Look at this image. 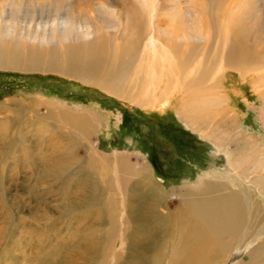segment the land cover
I'll list each match as a JSON object with an SVG mask.
<instances>
[{
    "label": "rangeland",
    "instance_id": "obj_1",
    "mask_svg": "<svg viewBox=\"0 0 264 264\" xmlns=\"http://www.w3.org/2000/svg\"><path fill=\"white\" fill-rule=\"evenodd\" d=\"M125 1L0 0V35L12 27L9 35L27 42L43 38L57 42L64 31H71L76 39L88 26L90 32L102 29L114 35V24L120 18L126 21L130 3L132 9L138 7L137 0ZM176 1L181 4L178 14L190 17L186 11L193 3ZM212 1L218 9L227 3ZM252 3L264 13V0L246 1V5ZM180 26L182 37L190 25L184 21ZM9 71L0 70V264H126L135 246L130 230L124 232L128 214L122 205V188H112L114 181L125 176L119 158L129 160L137 170L147 169L163 185L165 205L174 212L188 195L202 198L198 189L211 173L221 178L213 182L223 184L219 195L237 191L230 182L233 172L228 159L229 152L242 146L235 137H254L264 148V122L259 115L264 103L253 84L237 72L227 71L222 82L230 112L204 120L205 130L210 124L209 128L221 125L230 131L233 142L221 146L206 134L209 128L198 131L179 117L182 94L171 97L161 111L162 105L138 107L131 100L120 101L100 87L57 73ZM66 112L77 117L93 114L97 120H91L93 129L85 132L71 125ZM111 200L119 204V227L109 243L112 227L98 209ZM171 245L168 241L162 249L159 264H169ZM246 254L247 250L234 254L224 264H237ZM118 256H122L119 261Z\"/></svg>",
    "mask_w": 264,
    "mask_h": 264
},
{
    "label": "bare ground",
    "instance_id": "obj_2",
    "mask_svg": "<svg viewBox=\"0 0 264 264\" xmlns=\"http://www.w3.org/2000/svg\"><path fill=\"white\" fill-rule=\"evenodd\" d=\"M224 1L218 9L212 0H190L193 4L186 19V14H178L181 4L176 0H137L135 10L127 2L126 21L120 18L114 24V35L102 29L90 32L88 26L76 39L71 31L63 30L57 42L43 38L30 43L10 36L13 29L9 27L6 35H0V70L57 73L100 87L120 101L131 100L138 107L159 109L162 105L161 111L167 109L171 97L182 94L179 117L187 126L205 132L211 126L208 123L203 129L207 117L215 119L231 110L222 89L227 71L249 80L264 103V13L256 11V3L246 5L249 0ZM180 21L190 25L182 37ZM261 109L264 122V104ZM65 116L85 132L93 129L90 121L97 120L93 114L77 117L66 112ZM223 128L216 125L206 132L215 145L233 142L230 131ZM234 140L242 143L228 153L233 172L230 182L237 191L219 195L223 184L213 182L221 178L211 173L198 189L204 197L188 195L174 212L165 205L163 185L147 169L137 170L129 160L118 159L125 176L110 185L114 190L122 188V205L128 214L124 232L130 230L135 246L126 264H159L168 241H172L169 264H224L245 250L247 254L237 264H264V202L255 198L257 193L264 199V148L254 137ZM100 205L99 212L108 216L112 227L107 237L110 243L119 225V204L111 200Z\"/></svg>",
    "mask_w": 264,
    "mask_h": 264
},
{
    "label": "crops",
    "instance_id": "obj_3",
    "mask_svg": "<svg viewBox=\"0 0 264 264\" xmlns=\"http://www.w3.org/2000/svg\"><path fill=\"white\" fill-rule=\"evenodd\" d=\"M133 110V109H132Z\"/></svg>",
    "mask_w": 264,
    "mask_h": 264
}]
</instances>
